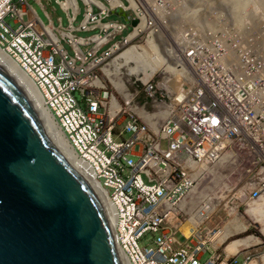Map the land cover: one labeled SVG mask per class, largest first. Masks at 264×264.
<instances>
[{
	"label": "built area",
	"instance_id": "2783aa9c",
	"mask_svg": "<svg viewBox=\"0 0 264 264\" xmlns=\"http://www.w3.org/2000/svg\"><path fill=\"white\" fill-rule=\"evenodd\" d=\"M72 1L69 7L68 0L61 2L66 5L60 9L70 18L67 28L59 31L44 12L46 25L30 8L24 9V0L17 1L20 8L12 0H0V48L34 80L78 161L105 192L116 220V242L128 264H235L215 251L201 261L207 240L200 244L191 235L193 241H180L173 223L191 210L188 202L205 168L230 155L234 146L247 147L256 162L264 163L251 146L264 153V31L258 28L262 20L257 15L255 25L229 27L231 15L216 7V0H78L82 20L73 27L79 9ZM117 8L137 23L93 61L95 52L125 29L116 20L103 22L108 11ZM5 18L16 27L10 28ZM73 31L94 33L80 39ZM60 40L73 51V58L62 50ZM127 46L134 50L129 59L134 66L159 52L173 64L180 86L172 95L171 112L158 128L153 129L155 119L142 120L131 110L122 129L129 136L115 142L112 135L122 134L116 128L125 108L112 94L108 101L99 98L104 87L96 84L92 68ZM78 47L87 50L81 53ZM144 91L149 97L153 94L148 83ZM115 92L125 99L121 90ZM260 189L264 180L249 199L257 200ZM145 233L151 235L149 243L138 246ZM248 259L245 256L241 264Z\"/></svg>",
	"mask_w": 264,
	"mask_h": 264
},
{
	"label": "water",
	"instance_id": "95a60500",
	"mask_svg": "<svg viewBox=\"0 0 264 264\" xmlns=\"http://www.w3.org/2000/svg\"><path fill=\"white\" fill-rule=\"evenodd\" d=\"M0 264H119L102 202L1 68Z\"/></svg>",
	"mask_w": 264,
	"mask_h": 264
},
{
	"label": "rangeland",
	"instance_id": "374dc122",
	"mask_svg": "<svg viewBox=\"0 0 264 264\" xmlns=\"http://www.w3.org/2000/svg\"><path fill=\"white\" fill-rule=\"evenodd\" d=\"M13 1L16 2V0ZM25 1L26 4L30 6L36 12V14L43 20V15L39 9V6L34 2V0H25ZM38 2L40 6L44 8L46 13L50 15L53 21H55L56 18L59 17L61 25L63 27L65 26V18L63 14L59 11L57 4L54 3L53 0H50L49 3H47L46 0H38ZM202 5L204 6V4ZM215 6L223 9L226 8L227 12L230 13L231 26L228 25L229 27H236L237 25L236 28H240L242 26L243 29L248 27L250 24L255 25L253 20L258 15L259 19L262 20V22L258 25V28L264 31V0H248V1L245 0V2L244 0H236V3L234 4H231L229 0L227 1L216 0ZM79 7L81 8L80 4ZM244 7H248V8L244 10ZM240 12H242L241 15ZM238 17L240 18V20L238 19ZM80 18L81 15H78L76 17V22H78ZM104 20H116V19L115 17L111 16L104 18ZM215 20L217 21V18H215ZM119 21L122 22L121 20ZM5 22L11 28L16 27L15 25L12 24V21L8 18L5 19ZM209 22L211 23V20H209ZM224 26L225 25H221L220 27H224ZM128 29L129 26L127 30ZM126 31L123 32L122 36L125 35ZM74 34L76 36L85 38L90 33L75 32ZM62 45L63 48L67 51L68 55H73V52L69 49V47H67L64 43ZM130 45H132V43ZM124 50L125 49H121L120 51L113 53L109 58L102 61L98 66L92 68V71L98 76V79L107 87V91H112V90L110 88L111 86L109 84L110 83L109 80L107 81L104 76L103 69L107 67V65L114 59L116 55H118V53ZM100 55L101 53L94 54L93 61H96L100 57ZM164 69L165 68L162 66L160 70H162L165 73V75L161 71H159L160 72L159 75H161L162 77L164 76L167 77L168 74H166ZM119 72H122V75ZM117 73H118V78L124 81V86L128 90L129 94L133 95V99L129 103L128 108L126 107L125 111L121 113V118L127 116V114H130L131 113L130 107L135 104L137 107L143 106V109L147 114H153L156 112V107H155L156 105H162V104L168 105L170 103V97L169 96L167 97L164 91L161 90L160 88L161 78L159 75L155 76L150 82L154 91V95L152 98H148L144 91V87L141 86L140 83H138L133 76L128 75L127 68L120 69L119 71H117ZM131 82H135L134 88L131 86ZM171 84H172V80H170L168 84L170 88H171ZM106 96L107 94L105 92L101 94V98L103 99H105ZM117 99L119 101L121 100L119 97H117ZM158 122L160 123V121ZM122 137L127 138L128 134L125 133ZM232 153L231 156H229V158L223 160L222 164H217L211 166L210 168H207V171L204 173V175H202L203 176L202 181L196 190V192L198 193L197 194L198 199L194 203L192 202V200H190V204L195 205L194 211L186 209L185 211L188 212L186 217L184 218L183 221L177 224L178 227H175V229L178 228L179 230V228L182 226L183 223H185L191 216H193V214L195 215V213L199 212L203 207V205L207 204L208 201H203L204 199L206 200L212 199L211 200L212 203L213 204L216 203L215 208L213 212L205 219V221L202 224L198 225V229L196 230L197 233L200 231L201 235L204 237L209 233L210 237L207 238V241L209 242V245L212 247L211 250H214L216 254H218L220 257H224V255L226 256V253L224 251L225 245L222 244L220 245L219 242L215 244V241L217 239L216 240L212 239L213 240L212 241L211 238L217 232H219L224 226H227L228 229L232 231L233 226L237 224V220L243 223L244 221H246L245 223L248 225V228L245 231V233L241 234L240 236L254 235L260 240V244L256 246H251L249 248H242L240 249V252L245 251L248 252L250 255H252V257L250 258L251 259L250 264H255V263L264 264V261H262V258L264 257V238L261 236L259 232V225L257 223H254L253 220L247 214H245L246 209L248 210L249 205L256 204L264 207L263 199H261L260 201L248 200L249 193L253 189H259L260 184L264 179V163L263 161L256 162L257 160L256 155L252 153L250 150L248 151L247 147L246 149H241L240 147L238 148L234 146ZM258 155L261 158H263L259 153ZM231 209H233L234 214H230ZM146 237L147 235L141 238L138 241V245H143V241L146 239ZM203 241H206V238L203 239ZM207 256H208V252H204L201 257V260H205ZM240 261H241V256H238L235 259V263L238 264Z\"/></svg>",
	"mask_w": 264,
	"mask_h": 264
},
{
	"label": "bare ground",
	"instance_id": "6f19581e",
	"mask_svg": "<svg viewBox=\"0 0 264 264\" xmlns=\"http://www.w3.org/2000/svg\"><path fill=\"white\" fill-rule=\"evenodd\" d=\"M229 2L231 4H234V3H236V0H229ZM244 2H245V0H244ZM72 3H73L72 0H68L67 7L71 6ZM115 3H116L115 0H113L111 4H115ZM202 4L200 5V9H199L200 11H202V9H203ZM65 5L66 4H63V6H65ZM246 6H248V5H246ZM246 8H248V7H244V10ZM242 10H243V8H242ZM241 13L242 12H240V15H241ZM236 15H237V13H236ZM216 18L218 21L217 22L218 26H221L224 24L219 20L218 17H216ZM238 19L240 20L239 17H238ZM207 23H208V21H207ZM210 24L212 25V24H214V22L211 21ZM141 25H142V21L139 23V26H141ZM229 26H231V25L229 24ZM236 27H237V25H236ZM133 52H134V50L132 49V47H130L128 50H125V52L123 51L122 54L120 53V54L116 55L114 57V59L103 70L105 75L107 76V80H109L112 87H115L118 90H121L125 87L124 81L122 79L118 78V73H117V71H119L120 69H124V68H127L128 75H131V76L135 75L138 78V80L140 82H142V84H144V85H147L148 79L151 77V75L155 71L160 70L162 68V66L165 68L164 71L166 72V74H168L169 77L175 76V68H174L173 64H170L169 62L167 63V61L164 60L163 57L161 58V56L159 54H158V56L157 55L154 56L149 64L147 63V60L145 62H143L142 67H140V68L137 66L129 67L127 65L128 64L127 60H129L131 58V55ZM0 68L6 73V75L20 89H22L26 93V95L30 99V102H31L33 109H34V113H35V115H36V117H37V119H38V121L42 127V131H43L44 135L47 136L50 139V141L54 144V146L56 147L57 153L61 156V158L64 160V162L75 173H77L84 180V182H86L87 185L95 192V194L98 196V198L102 202V205L105 203V205H107L109 207L108 200L105 197V192L99 188L98 184L93 181L91 175L86 170V168H84V166L80 163V161H78L75 158V156L73 155V152H72L70 146L68 145V143L65 141L64 135L62 134L59 126H57L54 119L51 117L50 113L48 112L47 108L45 107L43 101L41 100V98H40L41 95L38 93L39 90H38V87L36 86L34 80L16 63V61L14 62L13 60H11L1 50H0ZM160 71L165 75V73L162 70H160ZM167 77L164 76L163 79L166 80ZM96 84H99V82L96 81ZM124 96L126 97L125 100H129L130 95L128 94V92H124ZM110 101L112 104L114 103V101L112 99H110ZM172 107L173 106L171 105V103H169L168 105L162 104V105L158 106V109H160V112L155 113V114H158L160 116V118H165L171 112L170 108H172ZM143 113L145 116H150L145 111ZM143 113H141L142 116H144ZM153 127L157 128L155 125ZM251 146H253V149H255L261 156H262V154H264L263 152L258 150L254 145H251ZM262 157L264 159V156H262ZM227 158H229V155L227 157L222 156L216 161V163L222 164L223 160H225ZM261 199L264 200V190L260 195L259 201ZM215 204L216 203L213 204L212 202L208 201L207 204L203 205V207L201 208V210L199 212L195 213V215L193 214V216H191L185 223H183L182 226L179 228V231L182 233V235H184L185 237H188L192 233H195L194 235L196 236L195 238L198 241V243L203 244L205 241H203L201 235H199V232L197 233L196 227L198 225L202 224L205 221V219L213 212V210L215 208ZM217 204H219V203H217ZM106 211H107V216H108L107 219H108L109 229H110L112 238L114 240L116 254H117L119 264H128L127 260L124 256L123 250L121 249L120 246L117 245V243L115 241V234H114L113 229L115 228L116 220L112 216V214L109 212L108 209H106ZM230 214H234L233 209H231ZM245 214H247L253 220L254 223H257L259 225V232H260L261 236L264 238V207H262L261 205H256V204L255 205L254 204L249 205L248 210L246 209ZM245 222L246 221H244V223H243V222H240L237 220V224L235 226H233L232 231L230 229H228L227 226H224L219 232H217L211 238V240L217 239L215 241V244H217V242H219L220 245L221 244L225 245L224 251H225L227 257L230 255H236V254L240 253V249H242V248H249L251 246H256V245L260 244V240L254 235L240 236L241 234L245 233V231L248 228V225ZM201 241H202V243H201ZM262 261H264V257L262 258ZM250 263H251V261H249V264Z\"/></svg>",
	"mask_w": 264,
	"mask_h": 264
},
{
	"label": "clouds",
	"instance_id": "9594fccd",
	"mask_svg": "<svg viewBox=\"0 0 264 264\" xmlns=\"http://www.w3.org/2000/svg\"><path fill=\"white\" fill-rule=\"evenodd\" d=\"M13 1V0H12ZM18 0H16V2H14L15 3V5H16V7L17 8H20L21 7V5L20 4H18V2H17ZM47 1V3H49L50 2V0H46ZM54 1V3H56L57 4V6H58V9H59V11L63 14V16H64V18H65V26L63 27L62 25H61V22H60V18L59 17H57L56 18V20L55 21H53L52 19H51V17H50V15H48L47 13H46V11L44 10V8L42 7V6H40V4H39V2H38V0H34V2L39 6V9H40V11H41V13H42V15H43V12L49 17V19H50V21H51V24H52V26H53V28H57L58 26H59V28H57L59 31H64V29H66L67 28V26H68V19L70 18V15L69 14H67L65 11H62L61 9H60V6L63 8V3L61 4V2H62V0H53ZM120 1H122V0H120ZM24 4H22V7L24 8V9H31L34 13H35V15L40 19V21L43 23V25H46L47 24V21H46V19H45V17H44V15H43V20L36 14V12L30 7V6H28L27 4H26V1L24 0ZM76 3H77V7H78V9H79V12H78V14L75 16V18H74V20L71 22V25L73 26V27H77V25L80 23V21L82 20V14H83V10H82V4H81V2L80 1H78V0H76ZM17 4H18V6H17ZM79 4H80V6H81V8L79 7ZM118 9H121L122 10V12L123 13H125L126 15H127V20H123L121 17H119V16H116V15H114V14H111V13H116L117 11H118ZM78 15H81V18H80V20L78 21V22H76V17L78 16ZM130 13L129 12H126V11H124L122 8H117L116 10H109L108 11V15L106 16V17H111V16H113V17H115V19H116V21H118L119 23H121V24H123L124 26H125V29L119 34V35H117V36H115L110 42H108L107 44H105V45H103L98 51H96L95 52V54H97V53H103L104 51H106L108 48H110V46L112 45V44H114V43H116V42H118V41H120V39H122V38H124L127 34H128V32L131 30V27H134L135 25H136V20H133L130 16ZM105 17V18H106ZM25 17H23V20H25L24 19ZM6 19V18H5ZM11 20V19H10ZM119 20H121L122 22H120ZM106 21H115V20H104L103 19V22H106ZM132 21H135V24L134 25H132L131 24V22ZM6 23V22H5ZM7 24V23H6ZM14 25V24H13ZM16 26V25H15ZM128 26H129V29L127 30V28H128ZM10 27V26H9ZM11 28V27H10ZM13 29V28H12ZM127 30V31H126ZM124 31H126V33H125V35H123L122 36V34H123V32ZM75 32H77V31H73L71 34L72 35H74L75 37H77V38H80V39H85V38H87V37H89L91 34H93L94 32L93 31H90L89 33V35L88 36H86L85 38H82V37H79V36H76L74 33ZM81 33H88V32H81ZM165 39H166V41L168 42V43H171V39H170V37L168 36H165L164 37ZM169 40V41H168ZM64 42L63 41H59V45L61 46V48H62V50L66 53V55L68 56V57H71V58H73V56H74V53H73V55H68V53H67V51L63 48V44ZM67 47H69L66 43H64ZM144 44L142 43L141 45L139 44L138 46H141L142 48L144 47L143 46ZM104 48V49H103ZM130 47L129 46H127V47H123V48H120L118 51H120L121 49H125V50H128ZM69 49H70V47H69ZM78 49H79V51L81 52V53H84L86 50H87V47H78ZM0 50L3 52V53H5L11 60H13L6 52H4L1 48H0ZM71 50V49H70ZM124 50V51H125ZM72 51V50H71ZM118 51H116V52H118ZM73 52V51H72ZM123 52V51H122ZM122 52H120V53H122ZM115 53V52H114ZM120 53H118V54H120ZM113 54V53H112ZM111 54V55H112ZM158 54H159V52H158ZM158 54H157V56H158ZM110 55V56H111ZM161 55V54H160ZM109 56V57H110ZM154 56H156L155 54L152 56V57H149L148 59H147V63L149 64L150 63V61L152 60V58L154 57ZM108 57V58H109ZM128 57V56H127ZM163 56H161V58H162ZM164 58V57H163ZM164 60H166L165 58H164ZM14 61V60H13ZM128 61V66L130 65V67L131 66H133L134 67V65L133 64H130V60H127ZM146 61V60H145ZM168 63V62H167ZM136 66V65H135ZM105 67V66H104ZM137 67H142V65L141 66H137ZM105 69V68H104ZM103 69V70H104ZM158 71V73L157 74H155L154 76H153V74L156 72H154L152 75H151V77L148 79V84L151 86V84H150V82L152 81V79L155 77V76H157V75H159L160 74V70H157ZM103 73H104V71H103ZM121 75H122V72H119ZM104 76H105V78H106V80H107V76L105 75V73H104ZM133 77H134V79L135 80H137V82L138 83H140V85L141 86H143L144 87V84H142V82H140L139 80H138V78L135 76V75H132ZM160 76V78L162 79L161 80V83H160V87H161V90H163L164 91V93L167 95V97L169 96L170 97V103L172 102V98H173V93L175 92V91H177L178 90V88H179V86H180V83H177L176 81H175V79H174V77H167L166 78V80H164L163 79V77L161 76V75H159ZM122 77V76H121ZM173 78V79H172ZM172 79V84H171V88L169 87V81ZM108 81V80H107ZM126 81H128V80H126ZM98 82H99V85H101V86H103L104 87V90H102V91H100V94H99V98L102 100V101H108L109 100V94H112V96H113V98L116 100V102L117 103H119L120 105H123V108H128V106H129V103L132 101V99H133V95H131V94H129V92H128V90L124 87L123 89H121V92H122V96L126 99V97L124 96V92H128V94L130 95V97H129V100H125V99H121V96L118 94V93H116L115 92V90H117L115 87H112V85L110 84V88H111V90L112 91H107V87L105 86V84H103L99 79H98ZM164 83H166V84H164ZM177 83V84H176ZM134 84H135V82H131V86L134 88ZM152 87V86H151ZM152 91H153V88H152ZM103 92H105L106 94H107V96H106V98L105 99H103V98H101V94L103 93ZM38 93L40 94V92L38 91ZM153 95H154V91H153V94H152V96L151 97H149V96H147L148 98H152L153 97ZM117 97H119L121 100L119 101L118 99H117ZM40 98H41V96H40ZM41 100H42V98H41ZM123 101L124 102H127V104L126 105H124L123 104ZM122 103V104H121ZM45 105V104H44ZM158 106H160V105H156L155 107H156V112L155 113H159L160 112V109H158ZM46 107V106H45ZM47 108V107H46ZM130 109L131 110H135L137 113H138V115L142 118V120L143 119H155L156 121L154 122L153 120V123H152V126H156L157 128H158V126L161 124V121H163L165 118H160V116L158 115V114H155V113H153V114H148V115H150V116H145L144 115V109H143V106H136V104L135 105H132L131 107H130ZM48 110V109H47ZM48 112L50 113V115H51V117L54 119V121H55V123L57 124V126H59L58 125V123L56 122V120H55V118L53 117V115H52V113L48 110ZM141 113H143V115L144 116H142V114ZM155 114V115H154ZM125 117H127V116H124V117H122V118H120V119H122V121H121V124L119 125V126H117V128H116V132L117 131H119V130H122L123 129V126L125 125V122H126V119L127 118H125ZM158 121H160V123L158 122ZM60 128V127H59ZM153 129H156V128H154L153 127ZM61 130V129H60ZM61 132H62V134H63V131L61 130ZM128 134V136H129V133H127V132H124L123 130H122V134L121 135H119V136H117V137H115V135L113 134L112 135V138H113V140L115 141V142H118V141H120V140H125L126 138H123L122 136L124 135V134ZM64 135V134H63ZM64 139H65V141L67 142V140H66V138H65V136H64ZM68 143V142H67ZM68 145H69V143H68ZM70 146V145H69ZM70 148H71V146H70ZM71 150H72V152H73V155L75 156V158L77 159V157H76V155H75V153H74V151H73V149L71 148ZM229 156H231V154L229 155ZM225 157H227V156H225ZM78 160V159H77ZM132 160L134 161L135 160V158H132ZM217 164H219V163H216V164H213L212 166H214V165H217ZM221 164V163H220ZM211 166H208L207 168H210ZM207 168H205V172L207 171ZM264 180V179H263ZM94 181V180H93ZM201 181H202V179L200 180V183H201ZM95 182V181H94ZM95 183H97L98 184V186H99V188H100V184L98 183V182H95ZM200 183H199V185H200ZM198 185V186H199ZM197 186V187H198ZM260 187H261V184H260ZM101 189V188H100ZM196 190H197V188L195 189V191H194V194H192L191 195V197H190V200H192V202L194 203L197 199H198V193L196 192ZM264 190V189H263ZM263 190L262 189H260V192L262 193L263 192ZM251 193V192H250ZM249 193V194H250ZM261 195V194H260ZM260 199V196H259V198L257 199V200H251V199H249V197H248V200H250V201H258ZM200 201V200H199ZM203 201H209V202H212L211 200H206V199H204ZM198 203V202H197ZM190 204V201L188 202V205ZM103 207H104V209H105V211H106V209H108L109 210V207L107 206V205H105V203L103 204ZM194 207H195V205L194 204H190V208H191V211H194ZM110 212V211H109ZM106 215H107V211H106ZM186 217V216H185ZM184 217V218H185ZM107 218H108V216H107ZM184 219H178V221H175L174 220V223H173V226H174V230L176 231L175 233H176V236L178 237V239L180 240V241H182L183 239H184V235H182V233L178 230V228H176L175 229V227H178V225L177 224H179L181 221H183ZM177 225V226H176ZM196 229H198V226L196 227ZM113 231H114V229H113ZM195 233H192L191 235H194ZM145 235H147V237H146V239L143 241V245H138V246H145L146 244H148L149 242H148V239H149V237L151 236L150 234H147V233H145V234H143L141 237H140V239L141 238H143ZM191 235H189L188 237H191ZM199 235H201V232L199 231ZM201 237H203L202 239H205L206 238V240H207V238H209L210 236H209V233L204 237V236H202L201 235ZM139 239V240H140ZM138 240V241H139ZM189 240L190 241H193V238L191 237V238H189ZM115 241H116V238H115ZM117 243V242H116ZM138 243V242H137ZM118 245V244H117ZM206 247H207V249L205 250V251H203L202 253H201V255H200V260H201V257H202V255H203V253L204 252H208V256H207V258L210 256V254H211V252H213L214 250H211V246L209 245V242L207 241V245H206ZM216 253V252H215ZM243 254V255H242ZM238 256H241V261L238 263V264H241L242 262H243V260H244V257L245 256H248L249 257V259H248V261L246 262V264H249V261L251 260L250 258L252 257V255H250L248 252H245V251H242V252H240V253H238V254H236V255H230V256H228V257H226L225 255H224V257H222V258H224V259H234V261H235V259L238 257ZM206 258V259H207ZM205 259V260H206ZM127 260V259H126ZM205 260H201V261H205ZM128 263V262H127ZM236 264V263H235ZM256 264V263H255Z\"/></svg>",
	"mask_w": 264,
	"mask_h": 264
}]
</instances>
